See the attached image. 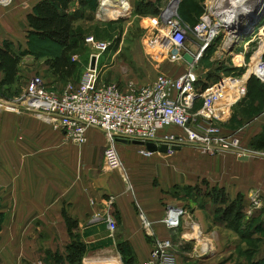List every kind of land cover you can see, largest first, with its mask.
I'll return each instance as SVG.
<instances>
[{
  "label": "crops",
  "instance_id": "obj_1",
  "mask_svg": "<svg viewBox=\"0 0 264 264\" xmlns=\"http://www.w3.org/2000/svg\"><path fill=\"white\" fill-rule=\"evenodd\" d=\"M39 1L11 0L6 4L0 3V46L8 41L18 51L28 48L30 40L28 16L34 12ZM77 9L79 4L76 1L72 11ZM185 46L193 55H198L195 66L198 75L207 76L208 70L201 69L197 65L204 55V50L200 52L199 46L191 41H187ZM176 63L180 66V70L166 75L179 76L188 67L186 61L180 60ZM35 74L38 73L29 75V79ZM3 75V72H0V80ZM23 76L25 75L20 68L18 78ZM81 76L74 81L79 80ZM62 88L63 85H60L56 91ZM237 106L236 103L233 109ZM232 114L233 110L225 121V126L233 120ZM241 116L244 128L239 132L245 137L246 142L250 143L252 138L264 128V113L251 117H244L243 114ZM105 143V133L92 127L87 131V142L79 148L65 139L63 131L54 129L51 124L40 119L33 112L23 110L18 113L0 110V196L2 197L0 201L2 212L6 213V218L12 220L11 225L14 226L8 234L15 237L13 241L0 245V264H40L38 259L40 254L45 256L43 259L46 262L53 261L55 264L52 254L64 253L67 244L71 241L63 210L65 209L71 218L78 221L77 233L88 234V238H91L96 234L95 230L107 227L104 217L110 196H116L113 208L116 206L117 210L114 208L116 218L120 221L116 239L129 243L133 252V264H142L148 258L152 249V239H148L143 229L134 200L127 192L128 189L126 190L123 175L114 170H106L103 166V156L101 157L97 147H103ZM130 144L118 142V148L121 157L127 156L128 160L135 162L138 160L136 152H139L140 148L138 146L136 150ZM176 153L184 156L189 154V151L182 147ZM162 155L168 154L156 152L151 157L160 158ZM206 158V163H203L205 173L202 178L207 179L212 185L225 187L231 198L239 193L245 194L249 206L248 191L258 186L264 177L261 172L264 171L263 165L258 168L251 158L243 160L242 157L231 152L210 155ZM127 165L130 167L129 164ZM158 169L160 174L166 176L167 167L160 165ZM173 169V173L164 178L163 182L157 186V190L153 189L156 193L154 200L144 199V191H140L139 188L136 193L142 195L139 200L136 199L142 209L147 212L150 219L156 221L154 227L156 233L164 238L171 237L170 232L158 220L164 214L163 203L171 202L170 198H173L170 193L173 186L177 183L195 185L202 179L196 182L193 178L194 174H189L188 178L182 177L177 168ZM154 171L156 169L153 167L146 168L145 164H139L131 173L132 177L139 176L138 179H140L143 174L149 175ZM14 176H18L17 182L14 181ZM256 212L258 213L253 217L258 216V220L264 221V201L262 208ZM193 215L200 222L205 233L209 226L205 215L199 209H196ZM54 220L58 223L57 227L56 222H53L54 226H51ZM214 232H216L215 229L207 236L214 235ZM94 239L93 237L91 240L84 238L83 241L90 244ZM238 242L239 240L236 246L239 245L240 242ZM36 245L40 247L41 252H37ZM242 248L245 246L243 245ZM213 255L216 253L208 257ZM263 255L264 245L256 257ZM177 257L180 264L188 259L185 254L177 255Z\"/></svg>",
  "mask_w": 264,
  "mask_h": 264
},
{
  "label": "built area",
  "instance_id": "obj_2",
  "mask_svg": "<svg viewBox=\"0 0 264 264\" xmlns=\"http://www.w3.org/2000/svg\"><path fill=\"white\" fill-rule=\"evenodd\" d=\"M9 1L11 0H0V3L6 4ZM173 1L165 0L166 5L161 8V20L171 42L169 58L172 61H186L183 55L185 52L191 53L185 46L190 36L196 40L194 44L202 52L220 35L222 28H218V25L223 21L221 6L215 7L214 12L205 13L195 25L188 26L178 12L181 0L177 1L176 11L170 12ZM103 2L104 0L99 1L96 13L98 18L105 17L101 11ZM132 10L131 5L130 12ZM257 38L259 41L253 53V61L261 43L264 45V25ZM228 40L227 35L225 45ZM86 42L93 45L91 58L96 56L97 61L109 45L96 40L94 35L88 36ZM173 48L178 49L177 54L172 53ZM263 55L264 53L260 64H264ZM193 56L194 61L188 62L187 69L179 76L159 74L153 81L140 86H122L117 82L101 81L97 65L91 68V62L79 80L66 81L60 91L48 89L43 77L35 74L27 81L21 97L10 102L0 99V110L33 112L54 129L63 131L68 142L79 146L87 142L89 128L102 130L106 136L103 166L109 171L125 170L118 139L153 142L158 146L164 144L168 146L166 154L177 151L173 146H193L211 155L220 152H232L248 158L258 155L243 144L239 131L228 133L224 127L234 105L247 94L250 76L245 77V73L234 76L220 72L217 79L200 77L195 67L198 55ZM259 80L262 81V78ZM203 83H207L205 88ZM156 152L159 151H150L145 146L139 149L143 156H151ZM249 198L246 219L251 218L263 205L257 190ZM113 203V197H110L104 217L110 237L115 235L118 227ZM139 217L144 230L152 239L151 252L142 264H180L177 260V255L180 254H185L188 258L182 264H200L208 257V249H204L207 246L201 240L204 232H200V222L193 214H188L183 206H169L158 221L171 230L181 228L194 234L199 232L197 248L201 250V254L194 252L195 250L190 253L176 246L171 239L161 238L154 229L156 221L149 219L143 210H139Z\"/></svg>",
  "mask_w": 264,
  "mask_h": 264
},
{
  "label": "rangeland",
  "instance_id": "obj_3",
  "mask_svg": "<svg viewBox=\"0 0 264 264\" xmlns=\"http://www.w3.org/2000/svg\"><path fill=\"white\" fill-rule=\"evenodd\" d=\"M138 1L140 0H130L129 6H133L134 3L136 4ZM152 1L156 4L158 13H152L149 11L133 13L132 11L122 20L112 19L111 14H108L109 17L106 14L104 15L105 17L96 18V11L95 13L92 11H87L85 18L81 21H76L75 23L78 30L83 32V40L80 42L79 51L77 54H74L72 58V60H74L77 64L76 72L72 77L65 80L54 76L46 64V60L52 54L60 50L59 47L48 40H40L37 37H33L31 39V44L28 42L29 50L23 54L20 63L21 71L25 76L20 78L10 90L0 88V99L10 102L15 98L21 97L24 94L26 83L29 79L28 76L34 73L42 74L41 76L45 81V85L50 90H56L60 85L64 86L68 80H75L79 78L91 62L93 45L86 42V38L90 35H94L98 41L109 43L108 48L100 54L98 61H96L98 76L101 81L117 82L122 86L129 84L140 86L152 81L159 74L171 75L172 73H177V71L180 70V66L178 63H176L177 61H172L169 58L171 42L169 33L167 32L165 25L161 20V8L165 7L166 2L165 0ZM181 1L178 12L179 14L182 12L183 17L186 18L187 21L184 20V18L182 19L181 16L180 17L188 26H193L192 24L198 22L205 13L214 12L215 7L221 6L220 13L223 12L226 3V0ZM263 25L264 23L262 26ZM226 29V31L221 30L218 38L204 49L202 60L199 61L197 65L201 69L208 70L207 72H215L218 67L232 65L234 68L232 67L230 72H228L229 75L235 76L237 74L241 75L245 73L246 77H252L249 85L247 86V94L243 98V104H240L233 109V120L229 125H224L228 133H233L244 128L241 114H243L244 117H251L260 114L261 112L264 113V83L262 82L264 81V76L258 74V66L260 65L259 61L262 54L264 53V45L261 43V47L254 54V57L256 58L255 61H253V53L257 49L259 41L257 35L261 28L256 34L244 41H239L232 48H229V46L225 45V40H227V35H229L230 31L228 28ZM189 41L194 44L196 40L190 36ZM260 78H262V81L259 80ZM240 136L245 146L247 145L253 151L258 153V155L251 157V160H254V164H256L258 168L263 165L264 168V150L252 148L250 144L246 142L245 137L242 136L241 132ZM130 145L136 150L138 149V146L139 148L141 146H145L134 143H131ZM76 146L79 148L82 147L79 145ZM104 148V146L97 147L101 157L103 156ZM184 150H188L189 154L181 156V154L173 152L172 154H168L166 156L162 155L160 158L143 156L137 151L136 154L138 160L135 162L128 160L127 156V159L125 156H122L125 170L114 171L123 175L124 184L127 186L126 190L128 189L127 192L131 195V198H133L134 206L138 214L139 210H143L138 201L141 194H136L138 188L140 191H144V199L148 201L154 200V195H156L154 190H157V186L163 182L164 178H167L170 176L169 174L173 173V168H177L178 173L183 175L182 177L187 176L188 178L189 174H194L195 177L193 176V178H195L196 182L202 178V175L205 173L203 171V163H206V157L210 156L211 154L193 146H185ZM127 164H129L130 167ZM139 164H145L146 168L153 167L156 169V171L150 173L149 175L143 174L140 176V179H138L139 176L132 177L131 172L136 170ZM160 165L162 167H167L166 176L160 174L158 169ZM261 172L262 176H264V171ZM13 178L14 181L17 182L18 176H14ZM21 182L22 181H20V183ZM254 190H257L264 201V177H262V180H260L258 186H255L248 191L247 197H250ZM110 197H113L115 202L116 196ZM189 197L183 195L178 196L177 198H170L171 202H164L165 204L163 203V207L165 208L164 212L169 206H183L184 210H186L188 214H193L196 209H199V211L201 210V212H203L209 226L205 233H203V229L200 231L203 233L201 234L203 235L201 236V240H203L207 246L205 248L218 245L219 252H216V255L205 258L202 264H251L252 256L249 252H245V250L248 248V245L251 247H260L264 244V229L258 233V237L243 242L239 237H237V234L233 230L219 223L220 221L215 218L214 214L215 206L211 201L205 199L203 194L198 198L192 196L190 198ZM1 207L2 203L0 201V245L3 246L4 243L13 241L15 237L9 236L8 234L9 230L14 226L11 225L12 220L6 218V213L4 211L2 212ZM114 208L117 210L116 206H114ZM146 213L147 212L145 211V215H147ZM53 222H56V220L52 221V224L49 222V224L54 226ZM118 222L120 225L119 220ZM57 225L58 223L56 222V227ZM106 228L102 227L101 229H97L95 230L96 234L93 236L90 235L91 238L93 237L95 239L90 244H88L89 250L83 259V264H93V261H89V258L95 256H108L111 253L117 257L122 264H125L122 254L117 248V244L119 242V240L116 239L117 230L115 231V235L110 237ZM214 229L216 232L213 233V238L212 236L207 238L208 233L212 232ZM167 230L170 232L169 235L171 237L166 238L171 239L172 242H174L179 248L186 249L190 253L198 249L197 244L198 240L200 239L199 232L194 234L193 232H188L187 230L183 231L181 228L178 230H171L167 228ZM88 237V234H80V238L82 240L84 238L91 240V238ZM147 237L150 239L149 235H147ZM237 240L240 242H238V246H236ZM222 245L225 247L223 250ZM243 245L245 248H242ZM39 249L40 247L36 245V250H38L37 252H41ZM44 257L45 256L42 254L38 255L40 264L41 262H43V264H53V261L50 263L46 262L43 259Z\"/></svg>",
  "mask_w": 264,
  "mask_h": 264
},
{
  "label": "trees",
  "instance_id": "obj_4",
  "mask_svg": "<svg viewBox=\"0 0 264 264\" xmlns=\"http://www.w3.org/2000/svg\"><path fill=\"white\" fill-rule=\"evenodd\" d=\"M76 1L79 4L80 10L72 11L73 4ZM98 6L99 0H40L36 4L34 12L29 14L30 30L28 36L30 37V44L31 39L37 37L40 40L50 41L60 49L46 60L51 73L59 79L65 80L70 78L76 72L77 64L72 58L79 51L80 42L83 40V32L76 27V21L84 19L87 11L95 13ZM132 11L133 13L146 11L158 13L156 4L152 0H140L138 3H134ZM180 16L182 19L184 18L182 12ZM184 20L187 21L186 18ZM27 50L29 48L18 51L8 41H5L0 46V72L4 74L0 80V88L10 90L16 84L19 79L21 59ZM232 67V65L218 67L215 72H207L206 77L210 80L217 79L220 72L228 74ZM251 79L252 77L249 79V82ZM206 86L207 83H203V88ZM240 104H243V99L237 102V105ZM199 105L200 103H198ZM262 129L249 143L252 148L257 150H264V128ZM170 193L173 198L183 195L198 198L203 194L205 199L211 201L215 206L214 214L215 218L220 221L219 223L233 230L243 242L258 237V233L264 229V221L258 220V216H252L249 219L245 218L248 206L245 194L239 193L236 197L231 198L225 187L212 185L205 178H202L195 185L176 184ZM257 213L255 212V214ZM63 216L71 241L67 244L64 253L55 252L52 254V259L55 264H83V259L89 250V245L77 233L78 221L71 218L65 209L63 210ZM263 245L260 247L248 245V248H246L245 252H249L252 256L251 264H264V255L256 257V254L260 252ZM117 248L121 252L125 264H133V252L129 243L119 241ZM224 248L222 245V250Z\"/></svg>",
  "mask_w": 264,
  "mask_h": 264
},
{
  "label": "water",
  "instance_id": "obj_5",
  "mask_svg": "<svg viewBox=\"0 0 264 264\" xmlns=\"http://www.w3.org/2000/svg\"><path fill=\"white\" fill-rule=\"evenodd\" d=\"M222 20L229 23V29H231L232 41L229 48H232L239 41H244L249 37L253 36L261 28L264 21V0H236L231 2L226 12L221 14ZM173 54L178 53L177 48H173ZM184 59L192 63L194 56L185 52L183 55ZM96 56L91 58V68L96 67ZM120 142L134 143L138 145H145L150 151L167 152L168 146H158L153 142H144L140 140H127L118 139ZM175 150H180L179 146H173ZM243 160H248L247 156L242 157Z\"/></svg>",
  "mask_w": 264,
  "mask_h": 264
},
{
  "label": "bare ground",
  "instance_id": "obj_6",
  "mask_svg": "<svg viewBox=\"0 0 264 264\" xmlns=\"http://www.w3.org/2000/svg\"><path fill=\"white\" fill-rule=\"evenodd\" d=\"M130 0H104V2L102 3V6H101V9L103 11V15H106L108 16V14H111L112 15V19L113 18H116V17H119V16H127L130 12ZM177 1L178 0H174L172 2V5H171V11L170 12H175L176 11V7H177ZM236 0H226L225 2V7L223 9V12H221L220 14L224 13L227 11L228 9V6L231 2H234ZM109 17V16H108ZM218 28H222V30L226 31L228 28L229 29V23L226 22V21H222L220 22V24L218 25ZM231 31V29H229ZM229 31V40H228V43L226 44L227 46L230 45L231 41H232V37H231V32ZM258 74H261L264 76V65H259L258 66ZM246 77V75H245ZM206 242V240H205ZM217 247V248H216ZM204 249H208L207 252H208V256L209 254L211 253H216V252H219L218 250V245L217 246H210L209 248H204ZM201 250L198 248L197 250H195L194 252H200ZM201 254V252L199 253ZM89 261H93V264H120V260L115 257L112 253L108 256H103V257H98V256H95V257H92V258H89Z\"/></svg>",
  "mask_w": 264,
  "mask_h": 264
}]
</instances>
